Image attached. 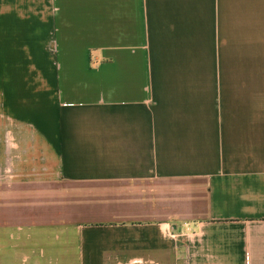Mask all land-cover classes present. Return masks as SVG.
Here are the masks:
<instances>
[{"label": "crops", "instance_id": "1", "mask_svg": "<svg viewBox=\"0 0 264 264\" xmlns=\"http://www.w3.org/2000/svg\"><path fill=\"white\" fill-rule=\"evenodd\" d=\"M0 264H264V0H0Z\"/></svg>", "mask_w": 264, "mask_h": 264}]
</instances>
